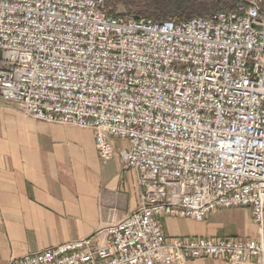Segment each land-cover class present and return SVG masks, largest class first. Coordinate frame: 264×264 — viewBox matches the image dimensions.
I'll list each match as a JSON object with an SVG mask.
<instances>
[{"label":"built area","instance_id":"2783aa9c","mask_svg":"<svg viewBox=\"0 0 264 264\" xmlns=\"http://www.w3.org/2000/svg\"><path fill=\"white\" fill-rule=\"evenodd\" d=\"M263 0L186 21L112 14L104 0H0V98L37 121L94 132L99 158L137 173L138 209L107 240L9 264H264V240L169 237L250 209L264 228Z\"/></svg>","mask_w":264,"mask_h":264},{"label":"crops","instance_id":"0c3cea01","mask_svg":"<svg viewBox=\"0 0 264 264\" xmlns=\"http://www.w3.org/2000/svg\"><path fill=\"white\" fill-rule=\"evenodd\" d=\"M94 132L35 120L0 98V264L88 237L133 214L141 201L137 173L121 163L119 148L99 158ZM178 238L264 240L250 209H222L199 223L162 217ZM188 264H228L220 259Z\"/></svg>","mask_w":264,"mask_h":264},{"label":"trees","instance_id":"16d2710c","mask_svg":"<svg viewBox=\"0 0 264 264\" xmlns=\"http://www.w3.org/2000/svg\"><path fill=\"white\" fill-rule=\"evenodd\" d=\"M112 14H127L136 19L186 21L198 17H212L217 12L234 10L247 0H104ZM264 12V0L262 3Z\"/></svg>","mask_w":264,"mask_h":264},{"label":"rangeland","instance_id":"374dc122","mask_svg":"<svg viewBox=\"0 0 264 264\" xmlns=\"http://www.w3.org/2000/svg\"><path fill=\"white\" fill-rule=\"evenodd\" d=\"M116 14H119V13H116ZM131 16V15H130ZM152 19H155V18H152Z\"/></svg>","mask_w":264,"mask_h":264}]
</instances>
